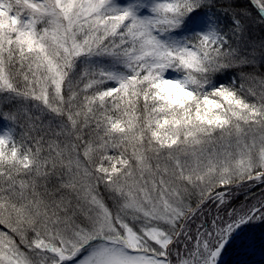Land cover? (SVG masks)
<instances>
[{
	"label": "snow or ice",
	"instance_id": "6c2138e0",
	"mask_svg": "<svg viewBox=\"0 0 264 264\" xmlns=\"http://www.w3.org/2000/svg\"><path fill=\"white\" fill-rule=\"evenodd\" d=\"M0 264H264V0H0Z\"/></svg>",
	"mask_w": 264,
	"mask_h": 264
},
{
	"label": "trees",
	"instance_id": "16d2710c",
	"mask_svg": "<svg viewBox=\"0 0 264 264\" xmlns=\"http://www.w3.org/2000/svg\"><path fill=\"white\" fill-rule=\"evenodd\" d=\"M261 257L259 256V254H257L255 257H254V260H260Z\"/></svg>",
	"mask_w": 264,
	"mask_h": 264
}]
</instances>
